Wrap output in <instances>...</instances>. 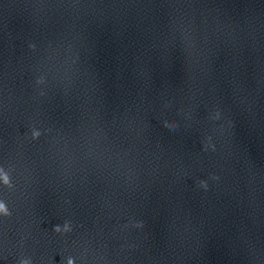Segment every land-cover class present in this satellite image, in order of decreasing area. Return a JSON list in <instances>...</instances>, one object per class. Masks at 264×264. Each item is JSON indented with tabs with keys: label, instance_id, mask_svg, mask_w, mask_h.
<instances>
[{
	"label": "water",
	"instance_id": "95a60500",
	"mask_svg": "<svg viewBox=\"0 0 264 264\" xmlns=\"http://www.w3.org/2000/svg\"><path fill=\"white\" fill-rule=\"evenodd\" d=\"M0 204V264H264V0H0Z\"/></svg>",
	"mask_w": 264,
	"mask_h": 264
},
{
	"label": "clouds",
	"instance_id": "9594fccd",
	"mask_svg": "<svg viewBox=\"0 0 264 264\" xmlns=\"http://www.w3.org/2000/svg\"><path fill=\"white\" fill-rule=\"evenodd\" d=\"M219 114H217V118H218ZM173 127H175V125H173ZM214 149V146H213ZM216 179H218V177H215ZM5 183H8L7 178H5ZM201 186L204 187L205 189H207L208 185L206 181H201ZM0 213H3L5 216H9L10 213L7 209V207L4 204H0ZM55 232L60 234V233H68L71 231V226L69 224H65V226L63 228H61L60 226H56L55 227ZM25 264H28V262H25ZM69 264H74L73 261H69Z\"/></svg>",
	"mask_w": 264,
	"mask_h": 264
}]
</instances>
